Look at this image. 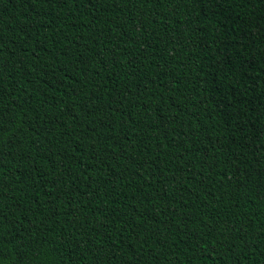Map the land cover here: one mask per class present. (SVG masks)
Returning a JSON list of instances; mask_svg holds the SVG:
<instances>
[{
	"label": "trees",
	"instance_id": "trees-1",
	"mask_svg": "<svg viewBox=\"0 0 264 264\" xmlns=\"http://www.w3.org/2000/svg\"><path fill=\"white\" fill-rule=\"evenodd\" d=\"M0 264H264V0H0Z\"/></svg>",
	"mask_w": 264,
	"mask_h": 264
}]
</instances>
